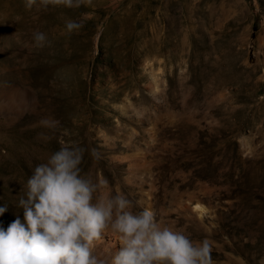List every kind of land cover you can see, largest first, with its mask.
Segmentation results:
<instances>
[{
  "label": "rangeland",
  "instance_id": "374dc122",
  "mask_svg": "<svg viewBox=\"0 0 264 264\" xmlns=\"http://www.w3.org/2000/svg\"><path fill=\"white\" fill-rule=\"evenodd\" d=\"M65 144L108 181L94 200L125 195L214 264H264V0H0V227L25 222L23 185ZM118 247L107 229L93 252Z\"/></svg>",
  "mask_w": 264,
  "mask_h": 264
},
{
  "label": "clouds",
  "instance_id": "9594fccd",
  "mask_svg": "<svg viewBox=\"0 0 264 264\" xmlns=\"http://www.w3.org/2000/svg\"><path fill=\"white\" fill-rule=\"evenodd\" d=\"M84 0H26V8L52 5L79 8ZM87 14H82L86 17ZM84 19L65 21L68 34L81 29ZM33 46H50L45 33L34 31ZM54 128L55 121H41ZM88 149L61 145L46 163L37 165L23 185L18 206L24 210L7 229L0 227V264H214L207 239L194 242L188 235L158 222L144 207L133 211L125 195L94 194L108 184L82 175ZM91 155L99 159L96 149ZM7 207H0V215ZM110 229L119 247L109 258H98L93 248Z\"/></svg>",
  "mask_w": 264,
  "mask_h": 264
},
{
  "label": "bare ground",
  "instance_id": "6f19581e",
  "mask_svg": "<svg viewBox=\"0 0 264 264\" xmlns=\"http://www.w3.org/2000/svg\"><path fill=\"white\" fill-rule=\"evenodd\" d=\"M197 208H200L201 210L203 209L200 205H198Z\"/></svg>",
  "mask_w": 264,
  "mask_h": 264
}]
</instances>
